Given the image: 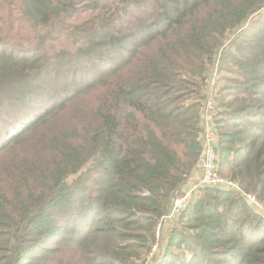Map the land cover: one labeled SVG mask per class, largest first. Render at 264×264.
<instances>
[{"label": "trees", "instance_id": "1", "mask_svg": "<svg viewBox=\"0 0 264 264\" xmlns=\"http://www.w3.org/2000/svg\"><path fill=\"white\" fill-rule=\"evenodd\" d=\"M264 0H0V264H264ZM25 31V32H24ZM13 32L14 35H10Z\"/></svg>", "mask_w": 264, "mask_h": 264}, {"label": "built area", "instance_id": "2", "mask_svg": "<svg viewBox=\"0 0 264 264\" xmlns=\"http://www.w3.org/2000/svg\"><path fill=\"white\" fill-rule=\"evenodd\" d=\"M211 74V77H208L207 87H212L215 84L214 78L216 76V67L213 68ZM218 109L219 108L217 107L214 98V92L213 94L207 92L201 112L203 119L201 139L202 150L196 164V167L201 170V174L193 176V172H191L182 182L180 187L172 194L168 210L160 217L155 227V239L150 251L147 254V259L153 257V255L158 251V244L162 236L163 225H177L181 212L187 206L192 195L204 187H213L222 190H237L241 193L245 200L254 207V209L260 207L262 209L260 213L264 215V205L261 203L260 199H258L255 195L241 192L233 180L221 175L218 172L216 152L214 148L217 136L212 123L213 114Z\"/></svg>", "mask_w": 264, "mask_h": 264}, {"label": "rangeland", "instance_id": "3", "mask_svg": "<svg viewBox=\"0 0 264 264\" xmlns=\"http://www.w3.org/2000/svg\"><path fill=\"white\" fill-rule=\"evenodd\" d=\"M264 9H262L261 11H263ZM25 32V31H24ZM10 35H14V33L13 32H11L10 33ZM210 76V75H209ZM208 76V77H209ZM213 86L212 87H207L206 86V89L204 90V92L205 93H207V92H210V93H212L213 94ZM261 203L264 205V201H262L261 200ZM254 208V207H253ZM255 211L258 213V214H261L262 215V213H260L261 211H262V209L260 208V207H257V208H255ZM173 226H175V225H169V224H165V225H163V227H162V236H161V238H160V240H159V244H158V250H159V248H160V245H161V243L163 242V237H164V239L166 240V238H167V235H168V232H169V229L171 228V227H173Z\"/></svg>", "mask_w": 264, "mask_h": 264}, {"label": "crops", "instance_id": "4", "mask_svg": "<svg viewBox=\"0 0 264 264\" xmlns=\"http://www.w3.org/2000/svg\"><path fill=\"white\" fill-rule=\"evenodd\" d=\"M201 174V170L199 169V168H197V169H195L194 171H193V176H198V175H200Z\"/></svg>", "mask_w": 264, "mask_h": 264}]
</instances>
